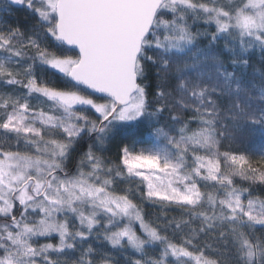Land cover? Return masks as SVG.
I'll use <instances>...</instances> for the list:
<instances>
[{"label":"snow or ice","instance_id":"obj_1","mask_svg":"<svg viewBox=\"0 0 264 264\" xmlns=\"http://www.w3.org/2000/svg\"><path fill=\"white\" fill-rule=\"evenodd\" d=\"M0 264H264V0H0Z\"/></svg>","mask_w":264,"mask_h":264},{"label":"trees","instance_id":"obj_2","mask_svg":"<svg viewBox=\"0 0 264 264\" xmlns=\"http://www.w3.org/2000/svg\"><path fill=\"white\" fill-rule=\"evenodd\" d=\"M254 141L258 142L259 138L258 137H253L252 138Z\"/></svg>","mask_w":264,"mask_h":264}]
</instances>
